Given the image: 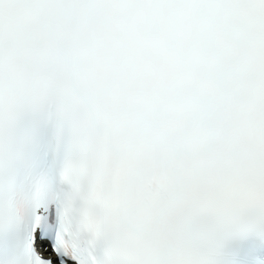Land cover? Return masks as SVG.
Listing matches in <instances>:
<instances>
[{
  "label": "snow or ice",
  "instance_id": "obj_1",
  "mask_svg": "<svg viewBox=\"0 0 264 264\" xmlns=\"http://www.w3.org/2000/svg\"><path fill=\"white\" fill-rule=\"evenodd\" d=\"M0 264H264V0H0Z\"/></svg>",
  "mask_w": 264,
  "mask_h": 264
}]
</instances>
